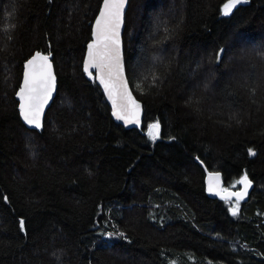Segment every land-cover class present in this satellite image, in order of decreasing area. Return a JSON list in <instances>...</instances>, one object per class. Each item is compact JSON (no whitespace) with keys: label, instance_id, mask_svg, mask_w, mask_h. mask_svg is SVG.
I'll list each match as a JSON object with an SVG mask.
<instances>
[{"label":"trees","instance_id":"16d2710c","mask_svg":"<svg viewBox=\"0 0 264 264\" xmlns=\"http://www.w3.org/2000/svg\"><path fill=\"white\" fill-rule=\"evenodd\" d=\"M102 2L0 0V264H264V0H130L140 130L83 70ZM37 52L58 90L30 130L16 94ZM215 172L253 183L236 215Z\"/></svg>","mask_w":264,"mask_h":264},{"label":"snow or ice","instance_id":"6c2138e0","mask_svg":"<svg viewBox=\"0 0 264 264\" xmlns=\"http://www.w3.org/2000/svg\"><path fill=\"white\" fill-rule=\"evenodd\" d=\"M241 0H228L223 5V14L229 15ZM126 0H104L103 8L95 22L94 40L88 45L84 71L91 77V69H96V79L103 85L113 105V115L118 120L139 124L140 105L128 92L123 76V64L120 54V28L123 24V10ZM23 84L17 95L20 100V113L24 121L35 128H41V118L48 101L55 90L56 78L48 55L36 53L27 61ZM148 135L155 140L159 136V123L150 126ZM250 154L255 155L251 150ZM213 181L216 183L213 184ZM218 174L209 177V191L221 199L236 197V206L232 214L236 215L240 200L247 195L250 181L245 175L238 183L243 191L231 192L220 188ZM220 189V190H217ZM23 228V221L20 222Z\"/></svg>","mask_w":264,"mask_h":264},{"label":"water","instance_id":"95a60500","mask_svg":"<svg viewBox=\"0 0 264 264\" xmlns=\"http://www.w3.org/2000/svg\"><path fill=\"white\" fill-rule=\"evenodd\" d=\"M103 3H104V0H103V2H102L101 9H100V11H99V13H98V15H97V17H96L94 23H93V26H92V41H91L90 43H92L93 40H94L95 22H96L97 18L99 17V14H100V12H101V10H102V8H103ZM129 3H130V0H126L125 7H124V10H123V24H122V26H121V28H120V54H121V59H122V64H123V76H124V80H125L126 83H127V89H128V92L131 94L132 98H133V99H134V100L140 105V109H139V124H136V123H127V124H126V123L124 122V120H118V119H116V117L113 115V105H112L111 100L108 98V94H107V92L104 90V87H103V85L100 84L99 80L95 78V77H96V71H97V70H96V69H91V72H92V74H93L91 77H90L85 71H84V73H85L87 79H89L90 81H93V80H94V81L96 82V84L101 88V90H102V92H103V94H104L105 100H106L108 106L111 108V111H112V112H111V113H112V118L114 119V121H115L117 124L122 125V126L125 127L126 129H137V130H140V129L142 128V126H143V121H144V106H143V104H142V103L136 98V96L134 95V93H133V91H132V89H131V87H130V84H129V81H128V77H127V72H126V63H125L124 32H125V28H126V14H127L128 9H129ZM90 43H89V44H90ZM89 44H88V45H89ZM87 51H88V46H87V49H86V55H85V59H84V63H83V70H84V64H85V61H86V59H87ZM37 53H39V52H37ZM35 54H36V53H35ZM40 54H42V53H40ZM42 55H44V54H42ZM48 56H49V55H48ZM32 57H33V56H32ZM32 57H31V58H32ZM31 58H30V59H31ZM49 61H50L51 65H52V71H53V74L55 75L56 82H55V90H54L53 93H52V97H51V99L48 101V103H47V105L45 106L44 111H43V116H42V118H41V124H42L41 128L37 129V128H35L34 126H30V125H28V124L24 121V119H23V117H22V115H21V113H20V118H21L23 124L26 126V128H28V129H30V130H41V129L43 128V126H44V121H45V117H46V114H47V111H48L49 108L52 106V104H53V102H54V100H55V98H56V96H57V90H58V78H57V74H56V70H55V65H54V62H53V60H52V56H51V55L49 56ZM26 64H27V62L25 63V66H26ZM25 66H24V72H23V76H22L21 86H22V84H23L24 73H25V70H26V67H25ZM21 86H20V87H21ZM18 91H19V90H18ZM17 93H18V92H17ZM16 100L19 102V105H20V100H19V97H18L17 94H16ZM19 110H20V107H19ZM216 174H218L219 177H220V181H219L220 188H221V189L224 188V179H223V176H222L221 173H217V172H215V173H208V174H207V176H206V188H207V193H208V195H209L210 198H212V199H221V197H220L219 195H215V194H213V192H210V191H209V177H210V176H214V175H216ZM215 183H216V182L213 181V184H215ZM243 188H244V186L242 185V186H241V189L238 190V191H243ZM252 189H253V183L250 181V187H249L248 190H247V195H246V196L244 197V199H242L241 201H245V200L248 199V197L250 196V193H251ZM217 190H220V189H217ZM230 191H231V192H237V191H235V190H230ZM231 200H236V197L233 196Z\"/></svg>","mask_w":264,"mask_h":264},{"label":"rangeland","instance_id":"374dc122","mask_svg":"<svg viewBox=\"0 0 264 264\" xmlns=\"http://www.w3.org/2000/svg\"><path fill=\"white\" fill-rule=\"evenodd\" d=\"M113 236V235H112Z\"/></svg>","mask_w":264,"mask_h":264}]
</instances>
